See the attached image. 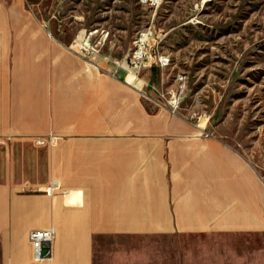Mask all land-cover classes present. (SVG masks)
Wrapping results in <instances>:
<instances>
[{
	"label": "crops",
	"instance_id": "crops-1",
	"mask_svg": "<svg viewBox=\"0 0 264 264\" xmlns=\"http://www.w3.org/2000/svg\"><path fill=\"white\" fill-rule=\"evenodd\" d=\"M8 14L0 0V264H92L100 234L264 223V182L233 147L147 110L111 59L91 65ZM47 226L49 253L34 260L27 233Z\"/></svg>",
	"mask_w": 264,
	"mask_h": 264
},
{
	"label": "rangeland",
	"instance_id": "rangeland-1",
	"mask_svg": "<svg viewBox=\"0 0 264 264\" xmlns=\"http://www.w3.org/2000/svg\"><path fill=\"white\" fill-rule=\"evenodd\" d=\"M2 3L11 24L34 22L74 53L82 35L90 43L89 60L103 55L130 67L134 39L145 32L138 49L142 57L123 76L139 89L145 108L167 111L168 95L179 91L178 113L191 124L192 112L208 114L199 121L202 126L239 152L264 182V0ZM8 28L10 34H24L32 27ZM158 54L165 65L157 63ZM261 224L242 230L100 234L92 240V264H264Z\"/></svg>",
	"mask_w": 264,
	"mask_h": 264
},
{
	"label": "built area",
	"instance_id": "built-area-1",
	"mask_svg": "<svg viewBox=\"0 0 264 264\" xmlns=\"http://www.w3.org/2000/svg\"><path fill=\"white\" fill-rule=\"evenodd\" d=\"M148 1L149 3L155 4V3H158L160 0H148ZM144 36H145V32L141 31L139 32L137 38L134 39L135 50H133L132 53L127 57L128 63L129 64L131 63L130 67L127 66L128 65L127 63H126V66L124 67L121 61H119L118 59L112 60V62L114 63L116 67H122L124 69L125 71L124 74L127 72L129 68L133 67L132 64H135L134 61L137 58L142 57V54L139 55L138 49L140 47L139 44L144 39ZM76 39H77L76 45L78 48L76 50V53L79 56L84 57V60H86L89 64L93 65V63L87 58L88 55L86 54V52H88L89 47H90V43L88 42L89 40L87 41L84 37H82V35L78 36V38ZM156 60L159 65L166 64V63L161 62V54H158L156 56ZM178 79L181 80L180 75L178 76ZM179 101H180L179 91L177 92L173 91L172 93H170L168 95V98L166 99V110L170 114L180 115L177 111L178 104L180 103ZM156 102H160V101L156 100ZM189 116L195 122L192 124L195 126V128L197 129L196 131L198 132L200 136L206 137V136L213 135V133L210 130L205 129L204 126H202V124L200 123L201 121L203 122V120H206L208 118V114H206L205 112H192ZM44 140H46L47 142H51L54 140V136L49 135L47 137H37L36 138L37 142H42ZM56 187H57L56 180H51L48 184L44 186L43 192H45L46 194H51ZM52 235H53V229L51 226L32 228L28 231L27 237L30 243L32 257L34 260L42 258V256L40 255L41 244L43 242H49Z\"/></svg>",
	"mask_w": 264,
	"mask_h": 264
},
{
	"label": "water",
	"instance_id": "water-1",
	"mask_svg": "<svg viewBox=\"0 0 264 264\" xmlns=\"http://www.w3.org/2000/svg\"><path fill=\"white\" fill-rule=\"evenodd\" d=\"M48 253H49V244H48V242H43L41 244L40 255L41 256H47Z\"/></svg>",
	"mask_w": 264,
	"mask_h": 264
}]
</instances>
